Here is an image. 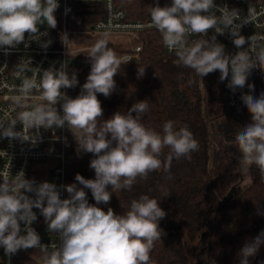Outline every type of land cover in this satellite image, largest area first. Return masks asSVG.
<instances>
[{
	"label": "clouds",
	"instance_id": "9594fccd",
	"mask_svg": "<svg viewBox=\"0 0 264 264\" xmlns=\"http://www.w3.org/2000/svg\"><path fill=\"white\" fill-rule=\"evenodd\" d=\"M58 7V0H0V51L7 54L21 43L27 47L31 41H40L46 49L52 41H41L47 33H41L38 25L47 21L51 29L56 28ZM213 10L221 15L218 17ZM148 12L149 27H155L164 45L175 52L178 66L194 70L201 80L219 71L220 82L227 81L233 93L248 88L241 92L240 99L251 120L236 132L234 146L239 153L240 174L248 176L255 166L264 178V92L254 95V85L248 83L254 69L264 72V49L254 56L245 50L246 44L255 46L256 37L241 35L242 25L231 27L239 10L218 9L214 0H172L170 6L163 7L157 0L154 6H148ZM221 23L238 49L234 54L227 53L216 36L189 44L187 37L191 34L207 35L214 28L217 34H223L218 27ZM68 39L67 33L61 35L64 44ZM87 58L90 72L75 98L64 91L79 83L77 73L69 75L66 65L42 70L39 84L34 79H24L19 94L10 99L16 107L25 109L31 98L30 110L17 113L21 130H16V120H12L0 130V138L21 143L31 139L35 143L41 128H66L76 143L77 154L93 155L89 167L95 178L86 179L77 173L75 181L83 187L77 183L59 187L48 181L37 183L26 179L23 171L16 174L14 181L0 180V247L9 257L20 250L39 248L45 264H151L155 242L166 235L160 222L167 213L160 202L141 195L131 201L124 214L115 213L111 207L105 211L97 205L109 204L116 191H130L138 178L147 179L161 169L169 172L173 159H191V154L199 150V142L187 126L177 127L171 120L163 124L162 131L146 127L141 120L149 111L146 100L133 103L126 114L117 111L102 119L104 109L98 94L108 98L116 90L114 77L122 60L105 38L91 46ZM20 67L26 68L27 62L21 61ZM144 74L145 68L137 69L138 77ZM33 89L39 94L30 97ZM33 129L35 139L28 135ZM166 148L169 151L164 156ZM61 189L68 193L67 198H61ZM85 189L90 190L94 204L89 203ZM33 209L39 210L48 231L59 236L60 243L51 252L31 226L37 220ZM256 214L264 212L257 210ZM262 246L264 229L242 244L238 264H251Z\"/></svg>",
	"mask_w": 264,
	"mask_h": 264
},
{
	"label": "trees",
	"instance_id": "16d2710c",
	"mask_svg": "<svg viewBox=\"0 0 264 264\" xmlns=\"http://www.w3.org/2000/svg\"><path fill=\"white\" fill-rule=\"evenodd\" d=\"M116 2L124 6L130 19L144 21L151 19L148 6H154L157 0ZM158 2L161 7L168 5L166 0ZM103 16L102 3H77L68 26L72 31L85 32ZM140 41L143 47L139 57L121 63L114 77L116 90L108 98L98 94L104 109L102 119L117 111L126 114L133 103L146 100L149 111L141 117L146 127L162 131L169 120L177 127L187 126L199 142V150L191 154V159H173L169 172L161 169L150 173L147 179L138 178L130 191H116L109 204L97 206L105 211L111 207L115 213L124 214L131 201L141 195L160 202L167 213L160 222L166 235L155 242L151 264H238L242 244L264 229V215L256 214L257 210L264 212V178L253 166L249 173L252 181L242 188L237 159L229 149L235 143L236 132L250 122L251 116L246 107L225 106L227 81L220 82L219 71L201 80L194 70L178 66L175 53L167 50L157 29L141 33ZM114 51L118 56L132 50ZM87 54L86 51L70 58L69 75L75 71L79 81L75 88L66 89L72 98L80 93L90 72ZM138 68H145L143 77H138ZM251 84L254 95L264 92V80ZM168 151L164 150V156ZM67 154L70 160L67 183L78 184L77 173L86 179L95 178L89 167L93 155H78L70 132ZM86 192L89 203L94 204L90 190ZM259 261H264V246L251 264ZM15 264L40 263L32 254L19 251Z\"/></svg>",
	"mask_w": 264,
	"mask_h": 264
},
{
	"label": "built area",
	"instance_id": "2783aa9c",
	"mask_svg": "<svg viewBox=\"0 0 264 264\" xmlns=\"http://www.w3.org/2000/svg\"><path fill=\"white\" fill-rule=\"evenodd\" d=\"M81 2L102 3L104 6V16L88 29L91 33H123L139 41L138 45L131 52L118 55L123 64L129 63L139 57L143 47L140 41V34L156 30L155 27H149L150 19L144 21L130 19L128 11L123 5L117 4L116 0H58L59 7L55 12L57 20L56 28L51 29L47 21L38 25L41 33H47L41 37V41H52L46 49L41 46L40 41H31L27 47H25L24 43H21L7 54L0 51V130L3 127H7L12 120H16V130H21L22 128L20 121L17 119V113L23 110H30L32 100L31 98L29 99L28 108L22 109L16 107L10 98L19 94L18 90L24 79H34L39 84L42 70L49 67L59 69L61 65H66L68 70L70 58L76 55L77 51L69 48L67 42L64 44L61 40V35L64 33L69 34V18L73 13L75 4ZM166 2L170 6L172 0H166ZM214 2L218 9L230 11L235 8L239 10V16L233 19L231 27L242 25L241 35L246 38L251 35L256 37L254 47H250L247 44L244 46L250 55L254 56L256 52L264 49V0H214ZM66 9H68L67 12ZM213 11H215L218 17L221 15L219 11ZM218 27L224 30L223 23L219 24ZM213 36H216L217 42L225 46L227 53L234 54L238 51L232 43L228 29H225L223 34H217L214 28L209 30L207 35L191 34L187 39L189 44H191L194 41L210 39ZM167 50L175 53L168 48ZM21 61L27 62L26 68L21 69ZM261 80H264V72L254 69L248 83ZM247 91V87L243 90L238 89L235 93L228 89L225 106L228 109L244 108L245 106L240 99V95L241 92ZM38 94V90L33 89L30 97ZM57 107L59 110V105ZM68 134L69 131L66 128L55 130L41 128L35 143L31 139L21 143L19 140L0 138V180L7 178L9 181H14L16 174L20 171L24 172L26 179H34L31 177L34 165L52 163L54 165V170L52 171L53 177L34 180L37 183L43 181L55 183L58 187L66 185L67 168L70 164L67 154ZM28 135L32 139H35L34 135H37L36 130H29ZM61 198H67L66 191L63 189H61ZM33 211L37 214V220L31 226L40 235L41 243L47 244L48 251L51 252L59 245V236L54 232L48 231L44 218L38 209H33ZM23 227V224H21L22 229ZM20 251L32 254L38 263L45 264L44 255L39 248ZM0 256L1 264H15L16 254L9 257L5 254L4 249L0 247Z\"/></svg>",
	"mask_w": 264,
	"mask_h": 264
},
{
	"label": "rangeland",
	"instance_id": "374dc122",
	"mask_svg": "<svg viewBox=\"0 0 264 264\" xmlns=\"http://www.w3.org/2000/svg\"><path fill=\"white\" fill-rule=\"evenodd\" d=\"M68 38H69L67 40L68 47L73 50H76L77 55L81 54L82 52H86V51L88 52L91 46H93L95 42L101 38L107 39L108 46L113 50H133L139 43V41L136 38H133L128 34L98 33V32L91 33L90 30H87L85 32H79V31H72L71 29H69ZM229 149H231L230 151L235 155L237 159L239 153H238V149L234 146V144L231 145ZM53 170H54V165L52 163L36 164L32 168L31 177L34 179H42V178L48 179L50 177H53L52 176ZM241 178L243 179L240 184L242 188L249 185L252 181V177L250 176V174L248 176L241 175ZM67 184H71V183H67ZM77 186L83 187L82 185L79 184H77ZM86 190L87 189H85V191ZM66 194L68 197L67 192Z\"/></svg>",
	"mask_w": 264,
	"mask_h": 264
},
{
	"label": "water",
	"instance_id": "95a60500",
	"mask_svg": "<svg viewBox=\"0 0 264 264\" xmlns=\"http://www.w3.org/2000/svg\"><path fill=\"white\" fill-rule=\"evenodd\" d=\"M231 196V195H230ZM230 196L226 199V200H228L229 198H230Z\"/></svg>",
	"mask_w": 264,
	"mask_h": 264
}]
</instances>
